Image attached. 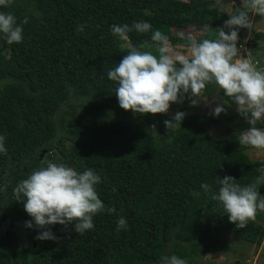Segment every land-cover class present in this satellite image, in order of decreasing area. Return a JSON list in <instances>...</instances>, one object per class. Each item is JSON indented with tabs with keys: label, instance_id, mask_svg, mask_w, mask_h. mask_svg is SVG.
<instances>
[{
	"label": "trees",
	"instance_id": "trees-1",
	"mask_svg": "<svg viewBox=\"0 0 264 264\" xmlns=\"http://www.w3.org/2000/svg\"><path fill=\"white\" fill-rule=\"evenodd\" d=\"M0 10L12 13L17 23L28 18L22 43L9 45L0 34V45L9 52L5 58L0 55V135L7 149L0 153V221L21 223L28 243L17 247L12 233H0V264L159 263L166 255L208 252L213 233L261 244L264 212L237 228L201 184L218 192L216 178L232 176L246 186L260 174L264 160L251 159L237 139L208 135L220 115L186 113L181 127L168 131L163 121L171 113L126 114L115 96L117 84L107 76L129 44H154L152 31L133 30L123 46L111 25L147 21L153 26V16L179 17L196 28L206 27L209 38L227 19L224 11L205 0H13ZM78 25H84L83 32ZM168 36L174 46L183 43L178 35ZM239 37L238 43L241 31ZM263 38L264 33L255 36ZM212 95L225 108L236 107L214 84L205 90V97ZM188 102L173 104L184 111ZM104 109L114 115L107 123L78 121V110L97 117ZM223 117L229 122L226 131L249 127L237 111ZM263 124L259 121L257 127ZM153 125L156 132L149 134L146 129ZM48 162L79 172L91 168L101 176L96 190L105 210L94 216V229L80 235L73 223L66 228L49 225L57 239L41 241L35 237L44 229L25 226L33 218L13 190ZM193 191L200 195L192 196ZM259 191L264 195V185ZM112 207L116 213L108 211ZM120 216L128 227L117 233Z\"/></svg>",
	"mask_w": 264,
	"mask_h": 264
},
{
	"label": "clouds",
	"instance_id": "clouds-1",
	"mask_svg": "<svg viewBox=\"0 0 264 264\" xmlns=\"http://www.w3.org/2000/svg\"><path fill=\"white\" fill-rule=\"evenodd\" d=\"M12 2L0 0V9L9 7ZM228 16L223 26L216 29L214 39L205 37L206 27L198 33H177L183 41L178 47H174L170 37L162 31H152L153 26L147 21H134L131 26L111 25L112 35L121 41H129L128 33L133 30L138 33L152 31L154 43V50H141L129 44V51L118 66L108 71V78L117 84L115 96L119 106L141 116L169 114L171 104L183 103L185 99L191 106H198L202 101L210 106L216 97L208 101L205 90L206 86L214 84L224 96L231 98L237 113L249 125L235 134L239 145L264 150V128L257 127L259 121H264V68L257 67L250 52L241 54L242 45L237 46L240 29L246 28L251 33L253 18H264V0H241L240 10ZM27 23V17L17 23L12 13L0 10V34L9 45L23 42V25ZM83 30L84 25H78L77 31ZM222 112H226V108L218 103L210 114L219 117ZM185 116V112L177 111L163 123L168 131H174L181 127ZM146 131L154 134L155 125ZM6 152L5 136L0 135V153ZM257 171L260 174L246 186L236 183L232 176L216 178L220 185L218 192H212L207 183L201 184L204 192L211 193V199L223 206L229 222L240 229L254 221L258 211L264 212V195L259 191L264 185V167ZM100 182L101 176L94 169L79 172L64 163L48 162L46 167L34 170L18 182L13 191L16 201L23 202L24 210L33 218L26 221L25 226L44 229L35 239L55 240L57 237L49 225L61 224L66 228L73 223L80 235L94 229V216L105 210L96 190ZM191 194L200 195L196 191ZM108 211L117 212L115 207ZM127 227L126 218L120 216L117 233ZM159 264L187 262L173 254L163 256Z\"/></svg>",
	"mask_w": 264,
	"mask_h": 264
},
{
	"label": "rangeland",
	"instance_id": "rangeland-1",
	"mask_svg": "<svg viewBox=\"0 0 264 264\" xmlns=\"http://www.w3.org/2000/svg\"><path fill=\"white\" fill-rule=\"evenodd\" d=\"M215 4L221 11L227 14V19L229 18L228 13H236L240 10L241 0H205ZM254 28L249 33L246 28L240 29L242 34V40L240 44L246 45V52L251 53V57L257 62V67H264V38L255 39V36L259 33H264V18L255 16L254 18ZM153 28L152 31L160 30L164 34L177 35L179 32H193L198 33L201 27L196 28L190 25L186 18L172 17L163 18L159 16H153ZM205 35V34H204ZM207 38V36L205 35ZM216 36H211L209 38H215ZM253 41L251 47H247L249 42ZM127 46V42L122 44ZM152 45V48H149ZM174 46V45H173ZM178 47V46H174ZM141 50H154V44H147L145 46H139ZM8 50L5 46L0 45V55L2 57L8 56ZM213 95L208 96V101H213ZM222 104L217 98L210 106H205L202 101L198 106H191L190 102L185 105L183 112L185 113H205L212 112L217 104ZM179 111V106L171 104L169 113L175 114ZM236 111V107L226 108V112ZM79 117L78 121L80 123L91 124H101L107 123L114 118V115L109 109H104L102 113L97 117L87 116L78 110ZM128 115H133L131 110H125ZM222 112L219 117V122L217 124H211L208 135L213 138H223V139H237L236 133L232 131H226L229 122L223 117ZM260 127L264 128V124ZM243 151L254 160H264V150L252 149L249 147L242 146ZM46 154H42V159L45 158ZM10 232L15 236V241L17 247L28 246L27 240L25 238V229L21 223L12 222L10 223L7 218H3L0 221V233ZM165 255V252H163ZM183 259L186 260L187 264H264V239L259 246L241 242L234 235H225L219 233L212 234L211 247L208 252H195L187 255ZM142 264H159L151 263L150 261H143Z\"/></svg>",
	"mask_w": 264,
	"mask_h": 264
},
{
	"label": "built area",
	"instance_id": "built-area-1",
	"mask_svg": "<svg viewBox=\"0 0 264 264\" xmlns=\"http://www.w3.org/2000/svg\"><path fill=\"white\" fill-rule=\"evenodd\" d=\"M243 46L242 48H241V54L242 55H246V52L245 51H247V49H246V45L245 44H240V43H238V47H240V46ZM253 59V58H252ZM253 61L257 64V62L253 59ZM260 68H264L263 66H260Z\"/></svg>",
	"mask_w": 264,
	"mask_h": 264
}]
</instances>
